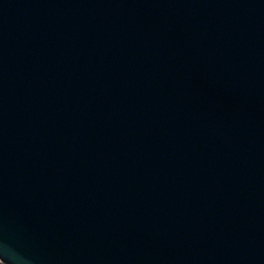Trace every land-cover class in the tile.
<instances>
[{
    "label": "water",
    "instance_id": "1",
    "mask_svg": "<svg viewBox=\"0 0 264 264\" xmlns=\"http://www.w3.org/2000/svg\"><path fill=\"white\" fill-rule=\"evenodd\" d=\"M264 264V0H0V262Z\"/></svg>",
    "mask_w": 264,
    "mask_h": 264
},
{
    "label": "clouds",
    "instance_id": "2",
    "mask_svg": "<svg viewBox=\"0 0 264 264\" xmlns=\"http://www.w3.org/2000/svg\"><path fill=\"white\" fill-rule=\"evenodd\" d=\"M10 258L12 259V261H13V264H15V257H13V256H10Z\"/></svg>",
    "mask_w": 264,
    "mask_h": 264
},
{
    "label": "trees",
    "instance_id": "3",
    "mask_svg": "<svg viewBox=\"0 0 264 264\" xmlns=\"http://www.w3.org/2000/svg\"><path fill=\"white\" fill-rule=\"evenodd\" d=\"M0 264H2V263L0 262Z\"/></svg>",
    "mask_w": 264,
    "mask_h": 264
}]
</instances>
